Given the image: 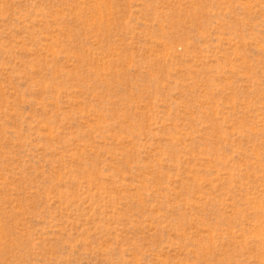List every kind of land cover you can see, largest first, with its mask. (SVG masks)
Returning a JSON list of instances; mask_svg holds the SVG:
<instances>
[{"label":"rangeland","instance_id":"rangeland-1","mask_svg":"<svg viewBox=\"0 0 264 264\" xmlns=\"http://www.w3.org/2000/svg\"><path fill=\"white\" fill-rule=\"evenodd\" d=\"M0 264H264V0H0Z\"/></svg>","mask_w":264,"mask_h":264}]
</instances>
